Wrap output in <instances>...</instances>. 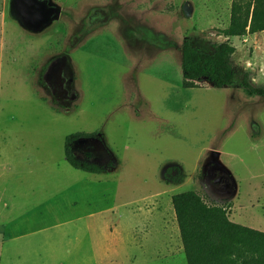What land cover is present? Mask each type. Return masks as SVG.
I'll use <instances>...</instances> for the list:
<instances>
[{
	"label": "rangeland",
	"instance_id": "1",
	"mask_svg": "<svg viewBox=\"0 0 264 264\" xmlns=\"http://www.w3.org/2000/svg\"><path fill=\"white\" fill-rule=\"evenodd\" d=\"M47 1L59 16L33 30L13 0H0V224L39 206L44 222L16 229L48 227L3 241L2 260L46 240L42 251L57 249L63 264H186L177 235L170 242L164 234L162 214L168 199L173 210V194L187 190L264 231V98L242 87L243 79L264 87V32L230 38L233 84L216 88L203 79L185 88L183 39L211 52L225 40L219 30L232 0ZM62 55L68 95L58 97L43 76ZM75 132L98 137L114 170L91 175L71 167L64 142ZM210 158L234 176L231 199L204 190ZM171 166L181 183L166 178ZM104 243L110 252L94 254Z\"/></svg>",
	"mask_w": 264,
	"mask_h": 264
},
{
	"label": "trees",
	"instance_id": "2",
	"mask_svg": "<svg viewBox=\"0 0 264 264\" xmlns=\"http://www.w3.org/2000/svg\"><path fill=\"white\" fill-rule=\"evenodd\" d=\"M219 31L225 40L214 43L211 52L193 46L188 37L183 39V87H194L203 79L216 88L233 84L235 72L230 57L236 47L230 38L264 31V0H232L228 25ZM242 87L249 96L264 98V87L254 86L247 79L242 80ZM85 135L94 134L75 132L65 137V159L74 169L101 172L103 167L79 161L71 153V142ZM165 174L174 183L182 182L177 166L167 168ZM207 198L199 190L171 196L186 263L264 264V231L231 221L227 204Z\"/></svg>",
	"mask_w": 264,
	"mask_h": 264
},
{
	"label": "crops",
	"instance_id": "3",
	"mask_svg": "<svg viewBox=\"0 0 264 264\" xmlns=\"http://www.w3.org/2000/svg\"><path fill=\"white\" fill-rule=\"evenodd\" d=\"M262 32H264V31H262ZM76 170H79V169H76ZM112 170H114L112 167H110L109 169L103 167V170L101 172H98V173L85 172V171H83V172L91 174V175H101V174H104L106 172H111ZM80 171H82V170H80ZM34 208H35L34 212H32L31 214H28V213L25 214L24 218L19 217L18 220L16 222H14L13 224H10L9 222H5L3 224H0V264H18L19 258L22 255L29 257V259H26L24 261L25 264H49V263L63 264V261H61V253H58L57 249H55V250L52 249L51 251H48V250L42 251V249L45 248L44 244H48V245L51 244L50 242H47L46 240L44 242L32 241L31 243H27L23 249L20 247H15L13 250L14 258L8 259L6 261L2 260V256H3V254H2V247H3L2 242L3 241L5 242L8 239H12V238H16L15 240H19L22 237H28L31 235H38L43 230H47V228H48L47 225H43V226L37 225L34 228H32L31 225H26L25 229L23 231H19L16 229L17 226L20 225L22 222H24L25 224H28V223L29 224H32V223L40 224V223L44 222L42 220V218L44 216H43V213H42L41 209L39 208V206H35ZM88 214L89 213H87V215ZM78 218H80V216H77L76 218H70L67 220L57 221V222L53 223L52 226L60 227L64 224H66L67 222H69L70 220H74V219H78ZM229 219L233 222L238 223L237 219L235 217L231 216L230 213H229ZM239 224H241V223H239ZM162 226L165 227L164 228L165 229L164 234L170 242H171V238H173L172 236L177 235V238L179 240L181 254L182 253L184 254L177 221L175 218L174 209L172 210V208L169 206V199L165 204H163ZM258 230H260V229H258ZM103 237H104V240L107 237L105 232L103 234ZM93 242H94V240H93ZM51 246L56 247L55 244H53ZM97 249L98 250H96L95 246H94V250H93L94 254L99 255L101 252L103 254L108 253V251L110 252V248H107L105 243L103 244L102 248H100V246H99V248H97ZM65 253L70 254L71 250L65 251ZM46 258H50V259H46ZM185 261H186V259H185Z\"/></svg>",
	"mask_w": 264,
	"mask_h": 264
},
{
	"label": "flooded vegetation",
	"instance_id": "4",
	"mask_svg": "<svg viewBox=\"0 0 264 264\" xmlns=\"http://www.w3.org/2000/svg\"><path fill=\"white\" fill-rule=\"evenodd\" d=\"M37 2V5L44 6L46 20L41 25L35 26L33 23L36 20L25 19L24 17H22L19 13L18 5L16 4L15 0H13L14 8L18 13V16L27 28L33 30L41 29L43 25L46 26L47 24L51 23L59 16L60 12L58 8L49 4L47 0H38ZM67 65V57L65 55L57 57L49 63L47 70L43 76L44 80L51 88V92L53 94H56L58 97H65L68 95L67 88L65 87V83L67 81L65 76V69ZM65 109L68 108L65 107ZM70 149L73 157L82 162L98 165L107 169L111 167V164L113 162L112 155L103 146L101 140L95 135H85L78 137L73 142H71ZM210 159L212 160L214 158ZM210 166V164H206L203 168L204 174L202 179L204 180V190L211 197H217V199H220L219 192H221V187H219L218 184H220V181L222 179L220 178V180H216L218 176L212 174L213 170L210 169Z\"/></svg>",
	"mask_w": 264,
	"mask_h": 264
},
{
	"label": "water",
	"instance_id": "5",
	"mask_svg": "<svg viewBox=\"0 0 264 264\" xmlns=\"http://www.w3.org/2000/svg\"><path fill=\"white\" fill-rule=\"evenodd\" d=\"M37 1L38 0H15L16 4L19 7L20 15L25 19L36 20L33 23L35 26L41 25L46 20V16L44 13V6L37 5L38 4ZM183 9L185 14L187 16H190V12L187 11V2L183 4ZM212 153H215L216 156L219 155V153L217 152H212ZM207 164L211 165L210 169L213 170L212 174L218 176L216 180H220V178L222 179L220 181V184H218V186L221 187V192H219L220 199H217V197H215V199L222 201H224V199L226 200L231 199L236 193L237 183L234 176L231 174L230 170L217 158L212 159Z\"/></svg>",
	"mask_w": 264,
	"mask_h": 264
}]
</instances>
